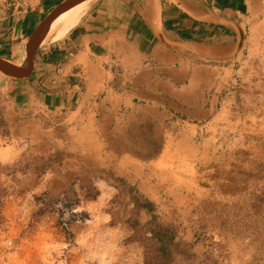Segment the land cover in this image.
<instances>
[{
  "label": "rangeland",
  "instance_id": "rangeland-1",
  "mask_svg": "<svg viewBox=\"0 0 264 264\" xmlns=\"http://www.w3.org/2000/svg\"><path fill=\"white\" fill-rule=\"evenodd\" d=\"M9 81L0 71V264H264V42L215 116L170 120L134 158H105L63 113L20 112Z\"/></svg>",
  "mask_w": 264,
  "mask_h": 264
},
{
  "label": "crops",
  "instance_id": "crops-1",
  "mask_svg": "<svg viewBox=\"0 0 264 264\" xmlns=\"http://www.w3.org/2000/svg\"><path fill=\"white\" fill-rule=\"evenodd\" d=\"M63 1L0 2V57L24 66L28 37ZM261 42L264 0H91L74 27L38 43L27 76L2 73L20 112L63 113L105 158H134L170 120L215 116L238 62Z\"/></svg>",
  "mask_w": 264,
  "mask_h": 264
},
{
  "label": "water",
  "instance_id": "water-1",
  "mask_svg": "<svg viewBox=\"0 0 264 264\" xmlns=\"http://www.w3.org/2000/svg\"><path fill=\"white\" fill-rule=\"evenodd\" d=\"M81 0H64L55 6L37 25L34 31L28 37L26 43V64L24 66L18 65L14 62L6 60L0 57V71L6 75L13 77H24L27 76L32 70L33 57L35 54L36 47L42 38V34L44 32L45 27L50 22L51 18L54 14L64 7L75 4L76 2ZM239 32V45L242 44L244 34L241 28L238 30Z\"/></svg>",
  "mask_w": 264,
  "mask_h": 264
},
{
  "label": "bare ground",
  "instance_id": "bare-ground-1",
  "mask_svg": "<svg viewBox=\"0 0 264 264\" xmlns=\"http://www.w3.org/2000/svg\"><path fill=\"white\" fill-rule=\"evenodd\" d=\"M90 1L81 0L56 12L44 29L41 44L52 41L60 33L67 32L68 29L74 27L86 11Z\"/></svg>",
  "mask_w": 264,
  "mask_h": 264
},
{
  "label": "trees",
  "instance_id": "trees-1",
  "mask_svg": "<svg viewBox=\"0 0 264 264\" xmlns=\"http://www.w3.org/2000/svg\"><path fill=\"white\" fill-rule=\"evenodd\" d=\"M154 237L157 242V251L162 261L168 259L170 256V248H171V239L172 235H170V230L166 226H157L154 229Z\"/></svg>",
  "mask_w": 264,
  "mask_h": 264
}]
</instances>
